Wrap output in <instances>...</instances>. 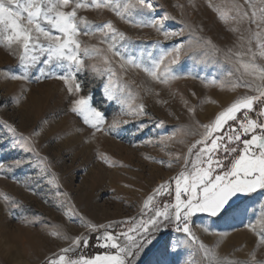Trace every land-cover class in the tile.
Listing matches in <instances>:
<instances>
[{"label":"snow or ice","instance_id":"snow-or-ice-1","mask_svg":"<svg viewBox=\"0 0 264 264\" xmlns=\"http://www.w3.org/2000/svg\"><path fill=\"white\" fill-rule=\"evenodd\" d=\"M189 2L196 7L192 0ZM206 2L228 30L236 34L233 46H218L204 35L199 24L188 19L179 21L182 27L178 31L168 30L167 22L176 17L167 11L158 17L153 0H0V46L17 58L15 69L0 70V78L25 83L62 81L68 97L66 114H74L87 126H73L75 134L87 131L89 139H94L99 132L124 131V126L134 121L137 123L129 130L131 135H140L147 129L142 118L148 112L139 96L140 85L133 88L135 82L125 79L130 71H142L151 80L168 84L182 78L176 66L189 59L194 66L218 69V75L210 79L200 77L206 86L224 88L227 84L231 91L244 90L210 122L179 126L155 141L164 151L178 131L199 136L187 146L185 155L167 152L169 160L155 161L168 168L180 164V170L156 186L142 201L138 214L126 221L95 223L76 209L69 193L59 190L62 186L49 158L41 155L35 141L40 135L38 129L47 120L26 135L14 123L0 119L4 133L0 144H6L9 151L33 157L0 160V173L12 175L25 166L38 168L36 179L50 177L47 183L55 185L56 197H63L58 206L65 209L64 215L85 229L74 237L59 226L48 230L49 236L69 243L58 254L46 258L44 264H144L150 254V264H264V199L257 198L264 197V0ZM177 7L186 17L184 5ZM86 9H108L126 25L154 29L164 41L177 42L158 56L144 50L136 56L126 55L120 48H127L131 37L112 20L89 21L79 14ZM81 36L98 37L101 46L85 44ZM82 74L99 81L104 100L118 106L110 122L94 106L93 96L86 92V83L80 79ZM145 91L152 90L145 87ZM24 96L21 93L11 97L13 105L18 106ZM185 105L188 113H195L187 101ZM164 123L159 120L156 127L161 128ZM176 142L187 144L185 139ZM144 143L153 144V139ZM99 158L110 167L115 166L106 155L100 153ZM0 199L10 208L23 206L6 194H0ZM19 219L31 225L40 223L39 217ZM237 220L256 237L245 260L220 256L195 231L199 228L203 233L216 235L218 247L229 234L215 229L221 224L231 226ZM121 223L127 227L121 228ZM93 240L105 250L102 255H86ZM196 256H200L199 261L194 259Z\"/></svg>","mask_w":264,"mask_h":264},{"label":"rangeland","instance_id":"rangeland-1","mask_svg":"<svg viewBox=\"0 0 264 264\" xmlns=\"http://www.w3.org/2000/svg\"><path fill=\"white\" fill-rule=\"evenodd\" d=\"M153 2L157 7L158 17L165 11L176 17L175 20L167 22L170 31H178L182 27L179 21L188 19L199 24L204 29V35L222 48L231 47L236 42V34L231 33L228 26L219 20L217 14L207 6L206 0H192L196 5L194 8L189 0ZM177 5H184L186 17ZM79 14L94 23L112 20L117 27L125 31L131 37V43L127 48L120 50L126 55L136 56L144 50L158 56L177 42L164 41L154 29L126 25L108 9H86L81 10ZM81 40L85 44L101 46L98 37L81 36ZM156 41L160 43L156 44ZM16 64V56L0 46V70H14ZM176 67L177 74L182 78L168 84L153 81L138 70L130 71L125 77L128 81L135 82L133 88L140 85L139 96L142 97L148 112V116L142 118L148 127L137 136L131 135L129 131L134 128L137 121L124 126L125 130L118 133H96L94 139H89L87 131L75 134L73 126H81L84 129H87V126L74 114H66L68 97L63 82L59 80L41 82L33 80L25 83L0 78V119L14 123L17 129L26 135L37 129L41 121L47 120L48 123L38 129L40 135L35 137V141L41 155L49 158L52 171L62 186L59 190L69 193L76 209L95 223L126 221L128 217L138 214L142 201L156 186L176 176L180 170V164L174 163L172 168H168L155 161L169 160L167 152L185 155L187 146L199 139V136H186L183 131H178L174 141L170 142L164 151L155 141L160 136H168L179 126H195L196 121L210 122L223 107L228 106L244 92L243 89L231 91L227 84L224 88L218 85L206 86L200 77L210 79L218 75L216 67L205 69L203 66H194L193 61L189 59H183ZM189 72L192 75H188ZM80 79L86 83V92L90 91L93 96L94 106L103 111L110 122L118 111V106L104 100L99 81H92L83 74ZM145 87L150 88L151 93L146 92ZM21 93H25L24 99L18 106L13 105L11 97ZM185 101L195 108L194 114L188 113ZM159 120L165 121L161 128L156 127ZM2 135L4 133L0 129V136ZM149 138L153 139V144L144 143ZM180 139H185L187 144L176 142ZM100 153L114 161L115 166L110 167L104 163L99 158ZM21 156L33 159L31 154L9 151L6 144H0V160L11 161ZM38 171V168L25 166L17 169L12 175L0 173V194H6L23 205L21 208H10L9 204L0 199V238H7L15 244L5 264H12V260L22 254L25 245L36 249L42 264L49 256L58 254L61 248L68 246L69 241L48 235V230L55 226H59L72 237L85 231L78 221L69 220L64 215L65 209L58 206L63 197L59 199L56 197L55 185L47 183L50 177L36 179ZM30 177L33 179H28ZM21 216L30 219L39 217L40 223L34 225L23 223L19 219ZM126 227L127 224L121 223V228ZM195 231L206 245L215 248L220 256H227L229 259H247L256 239L239 220L231 226L221 224L215 229L216 232L229 234L218 247L216 235L203 233L199 228ZM104 251L98 248L93 240L87 248L86 255H102ZM194 259L199 261L200 256ZM150 260L151 254L145 258L144 264H150Z\"/></svg>","mask_w":264,"mask_h":264},{"label":"clouds","instance_id":"clouds-1","mask_svg":"<svg viewBox=\"0 0 264 264\" xmlns=\"http://www.w3.org/2000/svg\"><path fill=\"white\" fill-rule=\"evenodd\" d=\"M15 244L7 238H0V264H5V260L10 256ZM12 264H42L39 260L36 249L30 245H25L22 254L12 260Z\"/></svg>","mask_w":264,"mask_h":264}]
</instances>
